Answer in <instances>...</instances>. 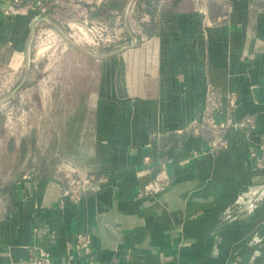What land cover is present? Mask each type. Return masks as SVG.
<instances>
[{
	"label": "crops",
	"instance_id": "0c3cea01",
	"mask_svg": "<svg viewBox=\"0 0 264 264\" xmlns=\"http://www.w3.org/2000/svg\"><path fill=\"white\" fill-rule=\"evenodd\" d=\"M229 3L169 0L144 39L88 54L68 116L84 112L94 187L73 198L57 176L18 178L0 200V264H264V200L223 216L264 180V0ZM11 6L0 0V52L13 64L39 12ZM162 162L169 183L138 195Z\"/></svg>",
	"mask_w": 264,
	"mask_h": 264
},
{
	"label": "rangeland",
	"instance_id": "374dc122",
	"mask_svg": "<svg viewBox=\"0 0 264 264\" xmlns=\"http://www.w3.org/2000/svg\"><path fill=\"white\" fill-rule=\"evenodd\" d=\"M29 1L12 0L11 8L3 12L29 9ZM47 1L54 3L36 16L26 52L16 54L13 64L8 50L0 52V183L12 172L13 163L4 156L8 137L33 132L35 147L26 155V159L31 157L29 164L37 165L41 158L54 160L53 176L71 191L90 176L84 157L90 149V131L80 129V112L70 117L66 109H72V94L85 91L87 82V89L90 87L84 74L95 71L96 66L87 53L103 56L113 48L85 43L82 35L89 31L81 26L82 2L80 7L70 5L69 0ZM43 16L48 18L39 19ZM26 172L32 175L36 170L25 166L23 174ZM71 179L77 183L71 184Z\"/></svg>",
	"mask_w": 264,
	"mask_h": 264
},
{
	"label": "built area",
	"instance_id": "2783aa9c",
	"mask_svg": "<svg viewBox=\"0 0 264 264\" xmlns=\"http://www.w3.org/2000/svg\"><path fill=\"white\" fill-rule=\"evenodd\" d=\"M16 1V0H15ZM21 1V0H20ZM105 0H69L70 5L77 6L79 2H82L83 11L79 14L81 26L89 31V34H84L85 43L93 48H109L112 47V51L120 50L128 45L129 37L136 38L137 34L139 39H144L140 33V28L144 25H148L151 22V16L146 10L148 8L146 0H126V4L123 10L118 8H108L103 6L102 3ZM155 2V10H159L161 4L168 2L169 0H149ZM207 6L209 3L216 1L221 6L229 9L230 0H194ZM54 1L48 2L47 0H31L28 2V7L38 8V12H43L46 7L52 5ZM47 5V6H45ZM154 5V4H153ZM80 6V5H79ZM81 7V6H80ZM11 8V7H10ZM77 9V8H76ZM75 9V10H76ZM227 11V10H226ZM223 13L215 18L216 21H221L226 18L227 13ZM48 18V17H47ZM40 19V17H39ZM38 19L35 17V21ZM91 32V33H90ZM132 32V33H131ZM210 124H214L211 119L208 120ZM246 122L251 123V119H246ZM223 125H219L222 127ZM212 146L219 148V142H212ZM147 161V157H144ZM23 178H29V173H24ZM94 176L90 175L81 181L80 185L77 184L75 190H69L73 198H78L82 193L87 190H91L94 187ZM75 180L71 179V184ZM69 183V184H70ZM169 183V176L166 171L165 163H161V169L152 177L149 183H147L142 189H140L138 195H151L159 192ZM264 200V180L254 186H250L246 191L240 193L235 200L223 210L224 219L228 221H234L251 214L260 202ZM83 236H78V242L82 241ZM91 261V256H89Z\"/></svg>",
	"mask_w": 264,
	"mask_h": 264
},
{
	"label": "trees",
	"instance_id": "16d2710c",
	"mask_svg": "<svg viewBox=\"0 0 264 264\" xmlns=\"http://www.w3.org/2000/svg\"><path fill=\"white\" fill-rule=\"evenodd\" d=\"M26 1V0H23ZM148 8L146 9L150 16L152 21V12L155 8V2H150L149 0L145 1ZM120 0H105L102 5L106 6L108 8H120ZM154 4V5H153ZM83 92V91H82ZM78 101L80 104L84 106L85 101V95L82 93V95L78 98ZM81 105V106H82ZM82 106V107H83ZM83 109V108H82ZM70 110V109H66ZM58 111L61 112V109ZM78 113V111H75L72 116H75ZM81 117L83 118V110L80 112ZM7 147L5 148V154L6 158H8L11 161L12 169L11 173L7 175V179L4 183H0V200H4L7 196L8 189L13 185V183L23 175V168L31 167L34 170H36V173H33L32 177L37 176H51L54 173L55 170V162L54 160H45V158H41L40 162L37 163V165H33L32 163L29 164L31 157L29 159H26L27 152L34 149L35 145V138L33 135V132L29 135H23L20 137H8L6 141Z\"/></svg>",
	"mask_w": 264,
	"mask_h": 264
},
{
	"label": "water",
	"instance_id": "95a60500",
	"mask_svg": "<svg viewBox=\"0 0 264 264\" xmlns=\"http://www.w3.org/2000/svg\"><path fill=\"white\" fill-rule=\"evenodd\" d=\"M72 44V43H71ZM74 46H76V45H74ZM77 47V46H76ZM78 48V47H77ZM80 49V48H79ZM87 54H91V55H93V56H101V55H96V54H93V53H87ZM106 55H108V54H106ZM101 57H103V56H101ZM15 264H37L36 262H34V261H31V260H28V261H25V262H23V263H15Z\"/></svg>",
	"mask_w": 264,
	"mask_h": 264
}]
</instances>
